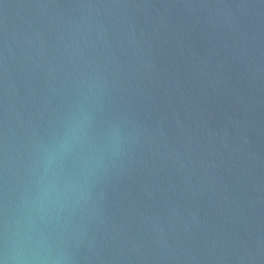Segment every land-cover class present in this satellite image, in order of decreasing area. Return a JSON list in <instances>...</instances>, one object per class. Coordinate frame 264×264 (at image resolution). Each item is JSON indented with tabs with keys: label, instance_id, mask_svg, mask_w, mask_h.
Segmentation results:
<instances>
[{
	"label": "water",
	"instance_id": "obj_1",
	"mask_svg": "<svg viewBox=\"0 0 264 264\" xmlns=\"http://www.w3.org/2000/svg\"><path fill=\"white\" fill-rule=\"evenodd\" d=\"M0 264H264V0H0Z\"/></svg>",
	"mask_w": 264,
	"mask_h": 264
},
{
	"label": "clouds",
	"instance_id": "obj_2",
	"mask_svg": "<svg viewBox=\"0 0 264 264\" xmlns=\"http://www.w3.org/2000/svg\"><path fill=\"white\" fill-rule=\"evenodd\" d=\"M37 259H39V258H37Z\"/></svg>",
	"mask_w": 264,
	"mask_h": 264
}]
</instances>
